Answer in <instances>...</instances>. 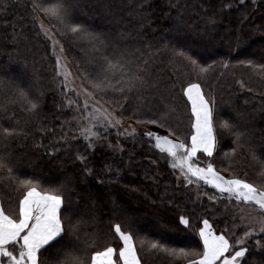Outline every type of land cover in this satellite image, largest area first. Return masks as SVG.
Wrapping results in <instances>:
<instances>
[{
  "label": "trees",
  "instance_id": "16d2710c",
  "mask_svg": "<svg viewBox=\"0 0 264 264\" xmlns=\"http://www.w3.org/2000/svg\"><path fill=\"white\" fill-rule=\"evenodd\" d=\"M47 2L54 3L55 0ZM140 2L82 0L83 7L77 14L79 22L92 30L110 34L113 41H120L121 34H125L124 39L130 45L134 42V47L142 50L136 55H143L151 61L153 78L160 82L161 87L149 90L140 99L134 95L124 116L131 115L134 105L143 109L137 113L139 118L168 112L169 122L179 126L181 131H187L189 110L185 106L186 101L181 98L180 82L190 77L195 79L196 74L185 68L184 62L179 59L170 63L173 57L167 49L178 46L201 65L210 66L200 82L205 91L215 94L218 121L236 120L239 116L241 123H247L255 133V139L237 148L233 155L231 150L236 147L233 143L235 137L220 128L218 123L220 138L214 160L216 168L219 170L222 163L231 162L233 171L241 177L255 183L264 181L260 164V160L264 159V140L261 139V130L264 129V82L251 68L238 63L252 60L256 64H264V0H245L243 7L238 0H211L210 8L209 0H143L141 15L147 16L143 27L136 22ZM224 3L232 6L224 8ZM30 4L31 0H14L7 12L0 15V82L24 79L31 83L33 95L43 92L41 109L32 114L20 102L13 103L15 93L10 88L5 92L3 84H0V121L26 133L13 136L9 144H0V152L9 151L14 159L22 158L19 168L14 169L11 175L6 170L0 173V202L6 210L18 202L22 191L20 179L36 180L41 187H49V181L69 180L77 191L88 189L98 194L101 201L97 223L81 226V235L87 232L89 243L93 238L97 241L96 246L89 249V254L102 250L107 243L116 247L118 238L108 235L109 224L123 221L126 229L131 225L142 264H185L184 257L172 256L163 250H151L149 244L155 241L169 249L196 248L199 220L208 218L210 222L217 221L214 228L219 232L225 228V216L211 210L212 203L207 195L197 197L195 184L185 187L181 179L178 186L176 176L179 173L173 174L168 163L146 141L134 144L133 140L120 136L112 129L109 141L113 147L109 146V141L98 142L94 149L88 148L81 139L63 143L59 125L73 113L57 108L64 98L57 87L58 81H53L55 57L48 40L43 35H37L40 31L37 22L43 19V15L33 17ZM202 6L208 10L203 11ZM178 13L186 24H180ZM213 13L216 19L214 27L206 23L207 16ZM45 24L47 27L54 25L50 31L63 45L77 75V62L83 66L99 57L100 53H94L87 40L65 34L67 29L64 25L55 20H45ZM13 36L18 37L15 48L11 42ZM224 61L228 62L227 68L223 67ZM25 62L27 72L24 71ZM238 80L244 83L243 89L236 83ZM96 97L109 109L116 108V105L106 101L120 98L111 92L107 96L97 93ZM149 103L152 111L148 109ZM172 108H175L174 112ZM116 111L120 110L116 108ZM123 123L133 125L141 134L145 128L162 131L155 126L138 125L135 118H125ZM49 127L54 128V132L39 130ZM71 135L78 136L75 125L69 139ZM118 143L123 147V153L115 148ZM253 153L257 159L253 158ZM77 156L84 159L79 160ZM153 159L158 164H152ZM117 171L120 173L118 178L114 176ZM200 191L212 194L215 190L201 182ZM113 201L119 206L115 216L109 212ZM80 203L83 207L84 202ZM205 213L208 215L205 216ZM181 215L189 217L190 227L179 225ZM228 227L231 228L230 223ZM243 231L241 228L237 236ZM257 239L253 236L248 241L253 246V255H248V261H259L264 256L255 247ZM141 240L145 242L143 246Z\"/></svg>",
  "mask_w": 264,
  "mask_h": 264
},
{
  "label": "snow or ice",
  "instance_id": "6c2138e0",
  "mask_svg": "<svg viewBox=\"0 0 264 264\" xmlns=\"http://www.w3.org/2000/svg\"><path fill=\"white\" fill-rule=\"evenodd\" d=\"M13 3L14 0H0V15L5 14ZM238 3L243 7L245 0H238ZM231 6L229 3L223 4L224 8ZM253 6L255 7V3ZM82 7V0H55L54 3H48L47 0H31L30 4L33 17L43 15L38 36L43 35L51 40L50 28L54 25L46 27L45 20H55L67 29L65 34L87 40L93 52L100 53L99 57H95L86 65L82 66L77 62V78L80 79V85L77 86L69 80L71 72L67 69V64L62 63L61 56L55 52V43L59 42L53 44L55 55L53 81H58L57 87L64 98L57 108H64L73 113L59 125L63 143L69 144L71 141L81 139L87 143L88 148L94 149L98 142L109 141L112 129L120 136L133 140L134 144L146 141L149 147L168 163L173 174L179 173L176 176L178 186L181 179L185 187L195 184L197 197L207 195L212 203L211 210L225 216V228L219 232L214 228L217 221L210 222L208 218L199 220L196 229L199 240L196 248L169 249L153 241L149 244L151 250H163L172 256H182L185 258V264H264V256L259 261H248V255H253L251 252L253 246H250L248 241L253 236L258 238L255 247L264 254V181L255 183L241 177L233 171L231 162L222 163L218 170L214 162L220 138L217 132L218 123L220 128L226 129L229 135L235 137L233 143L236 147L231 150L233 155L237 148L244 147L246 142L254 140L255 133L247 123H241L239 116L236 120L229 118L218 121L215 94L205 91L200 82L210 66L201 65L197 59L178 46L171 49L165 46L172 53L173 59L170 63L174 62V59H179L184 62L185 68L196 74L195 79L190 77L187 81L180 82L181 98L186 101L185 106L189 110L187 131H181L179 126L170 123L168 112L159 115L153 113L150 117L139 118L137 113L143 109L134 105V111L129 117H125L124 112L127 111L134 95L140 99L149 90L161 87V84L153 78L151 61L143 55H136L142 50L134 47V42L130 45L129 41L124 39L125 34H121L120 41H113L110 34L92 30L79 22L77 14ZM210 7L211 0L208 4V8ZM143 10L141 0L136 10L138 18L136 22L141 27L143 21L147 19V16L141 15ZM202 10L208 9L202 6ZM178 19L180 24H186L179 13ZM206 23L215 26V13L207 16ZM17 41L18 37L13 36L11 42L14 48ZM59 51L64 52L62 44ZM238 63L251 68L264 82V64H256L252 60H241ZM227 66L228 62L224 61L223 67ZM24 71L27 72L26 62ZM61 77L63 79H60ZM236 83L242 89L245 87L242 81L238 80ZM0 84H3L5 92L10 88L15 93L16 99L12 101L13 103L20 102L26 111L32 114L40 111L43 92L33 95L30 82L19 79ZM248 91L251 92L252 89L249 88ZM109 92L120 97L106 101L114 103L119 112L116 108L97 107L99 101L96 94L107 96ZM5 98L8 99V96ZM148 109L152 111L150 103ZM171 111L174 112L175 108ZM125 118H135L138 125L155 126L162 131L145 128L141 134L131 125L124 128ZM73 125L78 136L71 135L69 139ZM39 130L54 132V128L51 127ZM21 134L26 135L23 129L5 126L0 121V144H9L13 136L18 137ZM261 134V139L264 140V129L261 130ZM109 146L113 147L110 141ZM115 148L121 153L124 151L119 143ZM253 158L257 159L255 153ZM77 159L83 160L84 157L77 156ZM131 159L130 156L129 160ZM21 163V157L14 159L11 152H0V173L6 170L11 175ZM151 163L158 164V161L153 159ZM260 164L264 174V159L260 160ZM119 175V171L114 174L117 178ZM244 175L246 177L247 173ZM201 182L215 191L212 194L200 191ZM19 185L22 186L21 194L18 202L10 205V210H6L0 202V264H142L131 225L126 229L123 221L109 224L108 235L113 239L118 238L119 243L116 247L107 243L102 250L91 251L89 254V249L96 246L97 241L93 238L89 243L87 239L89 234L84 232L82 236L81 226L97 223L98 205L101 203L98 194L88 189L77 191L69 180L49 181V187H41L36 180L20 179ZM81 201L84 202L83 207ZM221 204L222 208L219 207ZM109 212L113 216L118 214L119 206L115 201ZM207 215L208 213H205V216ZM229 223L231 228L228 227ZM179 225L188 228L191 226V220L187 215H181ZM241 228L244 231L237 236ZM144 243L143 240L140 241L141 246Z\"/></svg>",
  "mask_w": 264,
  "mask_h": 264
},
{
  "label": "rangeland",
  "instance_id": "374dc122",
  "mask_svg": "<svg viewBox=\"0 0 264 264\" xmlns=\"http://www.w3.org/2000/svg\"><path fill=\"white\" fill-rule=\"evenodd\" d=\"M37 23H38L39 28H40V20L39 19H38V22ZM45 26H46V24H45ZM50 33L52 35V39L51 40L47 39V40H48V42L50 43V45L52 47V52H53V44H54V42L58 41L59 43H55V52H56V54H59L61 56L62 63H66L67 64V69L71 72V76L69 77V80L72 81L75 85L79 86L80 85V79L77 78V74L75 73V70H74L71 62L67 59V57L65 55V52H60L59 51L60 46H61V42L59 41V39L51 31H50ZM53 56L55 57L54 54H53ZM60 79H63V77H61ZM97 107L98 108H101V109L107 108V106L103 102H101V101H99V103L97 104ZM129 125H131V124H129V123H123V127L124 128H127ZM131 126L134 127L133 125H131Z\"/></svg>",
  "mask_w": 264,
  "mask_h": 264
}]
</instances>
